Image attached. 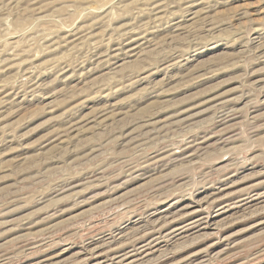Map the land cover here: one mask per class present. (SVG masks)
Here are the masks:
<instances>
[{"label":"rangeland","instance_id":"374dc122","mask_svg":"<svg viewBox=\"0 0 264 264\" xmlns=\"http://www.w3.org/2000/svg\"><path fill=\"white\" fill-rule=\"evenodd\" d=\"M0 264H264V0H0Z\"/></svg>","mask_w":264,"mask_h":264},{"label":"bare ground","instance_id":"6f19581e","mask_svg":"<svg viewBox=\"0 0 264 264\" xmlns=\"http://www.w3.org/2000/svg\"><path fill=\"white\" fill-rule=\"evenodd\" d=\"M112 126V125H111ZM190 160V159H189ZM200 207V206H199ZM198 209V208H197ZM191 210V209H190ZM219 210H221V209H219ZM203 212V211H202ZM237 212V211H236ZM219 214H220V212H219ZM213 217V216H212ZM201 219V218H200ZM199 219V220H200ZM203 219V218H202ZM205 220V219H204ZM194 223V222H193ZM209 223H210V221H209ZM215 222H212L211 224H209L208 226H215ZM183 225V224H182ZM192 225V224H191ZM197 226V225H196ZM141 228V227H140ZM129 231V230H128ZM186 231V230H185ZM121 232V231H120ZM123 233V232H122ZM122 233H121V235H122ZM171 234V233H170ZM111 246V245H110ZM107 247V246H106ZM90 248V247H89ZM105 248V247H104ZM151 249V248H150ZM106 251V250H105ZM79 254V253H78ZM92 255V254H91ZM125 258V257H124ZM114 263V262H113Z\"/></svg>","mask_w":264,"mask_h":264}]
</instances>
